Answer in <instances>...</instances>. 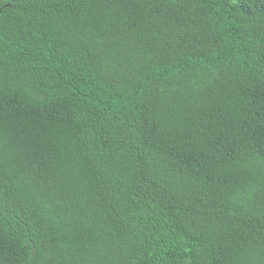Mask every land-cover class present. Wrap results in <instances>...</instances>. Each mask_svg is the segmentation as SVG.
Instances as JSON below:
<instances>
[{"label": "trees", "instance_id": "16d2710c", "mask_svg": "<svg viewBox=\"0 0 264 264\" xmlns=\"http://www.w3.org/2000/svg\"><path fill=\"white\" fill-rule=\"evenodd\" d=\"M0 264H264V0H0Z\"/></svg>", "mask_w": 264, "mask_h": 264}]
</instances>
